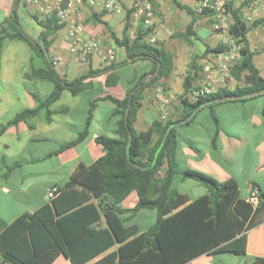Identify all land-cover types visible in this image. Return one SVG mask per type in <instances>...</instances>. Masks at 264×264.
Masks as SVG:
<instances>
[{
    "label": "crops",
    "instance_id": "obj_1",
    "mask_svg": "<svg viewBox=\"0 0 264 264\" xmlns=\"http://www.w3.org/2000/svg\"><path fill=\"white\" fill-rule=\"evenodd\" d=\"M15 1L0 0V30L5 28L10 31L5 22L15 9ZM177 1L193 10L197 0ZM118 2L127 11L134 8L136 0H118ZM153 11L156 19L155 42L153 44L163 47L171 53L173 69L168 77L161 78L157 83L146 88L136 121L133 124L134 130L137 132L149 130L152 123L161 118L165 112L172 115L173 118L178 116L180 111L179 96L183 93L185 76L192 72L194 80L191 82V91L201 87L205 79L203 70L205 62L212 57V53L206 54L207 47H214L220 43L218 38L217 43L206 45L201 49L195 44V40H198L196 28L198 25H205V19L209 22L208 17L198 18L193 27L194 35L186 39V29L192 19L189 13L179 9L172 0L153 1ZM16 12L20 25L25 16L35 21L38 26L36 18H44L39 7L26 4L23 0L16 6ZM184 12L189 16L188 20L184 19ZM81 13L83 35L100 38L105 47L114 48L115 61L110 64L102 63L99 56L95 55L87 62L76 63L65 42L66 32L62 34L65 29L49 35L48 52L52 50L54 55L62 59V63L59 64L56 71L59 77L68 81L83 75H88V77L83 81L85 87L79 94L73 95L68 90L61 93L59 100L50 108L52 112L50 122L47 121L45 111H41L38 115L19 122L0 134V237L20 217L32 214L41 207L49 205L53 199L50 200L47 197L48 191L52 187L63 188L80 164L89 166L104 155L103 147L96 141L98 136L118 137L117 118L112 115L115 106L111 101L103 98L111 95L123 99L128 89L142 76L146 75L147 81L151 79L149 72L152 69V63L149 60L131 62L127 60L124 50V64L129 67V76L125 81L121 80L119 74L121 63L118 61L116 49L121 47H117L115 40L111 38L110 31L118 40L122 38L126 12L125 14L101 12L97 4L92 3L91 0H83ZM97 20L106 22L108 28L98 23ZM39 27L37 39L30 38L23 27L22 29L30 39L38 41L43 48L44 45L39 39L42 28ZM139 30L143 32L141 26H134L130 17L129 38L131 40L135 38ZM253 30L258 31L259 40L264 42V27L259 25ZM176 38H181L182 41ZM7 40L18 43L17 48L21 47L18 45H25L24 47L28 48L31 54L25 65L19 62L12 63L14 70H20L18 76L4 73L5 68L0 60V125L11 120L22 110L35 108L37 100H43L49 95V83L52 85L50 92L53 89V84L49 80L32 76L33 69L43 68V63L40 60H34V54L27 43L5 39L2 42L1 54ZM185 44L195 45L196 48H188ZM250 49L256 52V55L264 53L263 48L252 49L250 47ZM0 57L2 58L1 55ZM193 60L195 68L191 70L190 66ZM259 71L264 78L262 70L259 69ZM114 74L117 75L116 84L107 86V77ZM238 85L241 86L243 83L232 78L226 86L233 89ZM157 90H161L163 95L169 99L168 108L163 109L153 104L152 98ZM190 96L191 94H189ZM217 105V108L209 112L210 120L205 118L207 134L205 149H198L190 139L196 135L197 131V124L191 123L187 125L183 134L179 131L177 160L181 167L206 173L219 182L235 180L240 198L246 200L254 187L264 191V118L261 114L264 110V96L245 102L227 101ZM213 115L217 118V125ZM87 122L88 129L85 138L76 145L57 152L64 144L76 140ZM215 133L216 142L213 144L212 138ZM184 136L187 138L184 139ZM190 181L191 179H183L180 175H176L172 181V188L185 195L188 198V203L208 193L207 189L201 190L197 196L190 197L183 190L184 185L199 187ZM94 201L97 202V200ZM137 201V194L131 192L122 201L120 207L131 209ZM120 218L123 220V229L136 228L138 233H141L154 225L157 211L142 209L135 215L124 213L120 215ZM254 218L258 221V225L245 232L247 237L246 254L210 251L194 257L190 263L262 264L256 262L254 257L264 258V206L260 208ZM106 226L104 216L92 225L96 230ZM71 227L73 228L67 231V236H70L71 231L79 232L78 225L73 224ZM122 231L124 233V230ZM68 240L71 242L76 238L72 237ZM88 241L87 245L83 244L86 249L80 252V257H84L86 251H96L102 244L97 240ZM119 246L120 243L116 242L112 247L96 255L85 264L99 262L105 256L116 253ZM51 264L73 263L64 253H60Z\"/></svg>",
    "mask_w": 264,
    "mask_h": 264
},
{
    "label": "trees",
    "instance_id": "obj_2",
    "mask_svg": "<svg viewBox=\"0 0 264 264\" xmlns=\"http://www.w3.org/2000/svg\"><path fill=\"white\" fill-rule=\"evenodd\" d=\"M20 1H15V9L5 22L10 31L5 28L0 30V54L5 39L27 43L34 54V60L43 63V68L33 69L32 76L49 80L53 89L45 99L37 100L35 108L22 110L11 120L1 124L0 134L41 111H45L47 121L50 122V108L59 100L61 93L68 90L73 95L79 94L85 87L83 81L88 77L83 75L72 81L59 77L48 60V39L50 34L63 29V26L57 23L55 14L36 18L42 28L39 37L44 45L42 48L38 41L30 39L24 33L20 25L16 12ZM172 1L179 9L191 15L192 19L185 34L188 39L194 35L193 27L197 19L209 17L210 13L196 15L193 10L177 0ZM228 10L231 14L230 33L242 46L241 58L232 67L231 76L243 85L233 89L220 87L213 93L191 100L189 94L192 93L191 82L194 79L192 72H189L183 80L178 116L173 118L167 114L165 118L155 120L149 130L142 132L135 131L133 124L145 90L171 74L173 56L163 47L150 43L147 40V31L139 30L131 40L128 33L133 9L126 11L122 38L118 40L110 31L111 38L115 40L117 47L124 48L127 60H149L152 63L149 72L151 79L147 81L146 75L142 76L128 89L123 99L111 95L103 98L115 106L112 115L117 118L118 137L98 136L96 141L103 147L104 155L89 166L80 164L66 185L58 189V195L49 205L20 217L3 233L0 237V264H51L60 253H64L73 264H85L116 242L120 243L117 252L105 256L95 264H191V259L210 251L246 254L245 232L258 225L254 216L264 206V191L259 189L260 203L254 208L240 198L235 180L219 182L206 173L181 167L176 156L179 143L178 128L181 125L171 127L163 141L170 126L188 118L201 104L225 96H238L264 89V78L253 62L256 52L251 51L247 39L248 33L259 27L262 20L247 24L242 21L241 7L230 4ZM97 22L108 28L106 22ZM207 48L206 54H219L225 51L226 46L218 43ZM193 63L194 60L190 66L191 70L195 68ZM157 68L158 73L153 76ZM116 82L117 75H109L106 85H115ZM64 83L67 86H64ZM255 98L257 97L236 101L245 102ZM216 105L211 104L205 108L213 110ZM127 108L128 127L125 124ZM261 114L264 118V110ZM197 115L183 125L193 123ZM213 119L217 125L218 121L214 115ZM87 129L88 122L76 140L64 144L57 152L82 141L87 135ZM212 142H216V133ZM176 175L200 183L207 188L208 193L188 203L185 195L172 188ZM131 192L137 194L136 205L131 209H122L120 204ZM183 205V208L174 212ZM142 209L157 211L154 225L141 233H138L136 228L123 229L120 215H135ZM102 216L106 219L107 226L94 229L93 223L99 221ZM73 224L79 226V232L71 231L70 236H67V231L72 230ZM72 237L76 240L70 242L68 238ZM88 240L101 241L102 244L96 251H86V255L80 257V252L86 249L84 245L88 244ZM254 259L264 264V258L258 256Z\"/></svg>",
    "mask_w": 264,
    "mask_h": 264
},
{
    "label": "built area",
    "instance_id": "obj_3",
    "mask_svg": "<svg viewBox=\"0 0 264 264\" xmlns=\"http://www.w3.org/2000/svg\"><path fill=\"white\" fill-rule=\"evenodd\" d=\"M97 4L101 12L125 14V8L118 0H91ZM153 1L155 0H136L131 19L136 27H142L143 31L149 32L147 40L155 42L154 31L156 19L153 11ZM24 3L40 8L44 17L55 14L57 23L66 30L65 42L69 53L76 63H83L98 55L102 63H113L116 52L114 48L105 47L102 40L97 37H86L83 35V17L81 6L83 0H23ZM233 4L241 7L242 21L251 24L256 20H262L261 26L264 27V0H197L193 8L196 15L209 12V19L214 33L218 36L220 43L226 46L225 51L219 54H212L208 58L203 68L205 79L201 87H197L191 93V100H196L199 96L213 93L220 87L227 85L232 79L231 69L241 58V44L237 38L230 33L231 14L228 6ZM48 60L52 67L57 71V67L62 63L61 57L49 54ZM153 104L161 108H168L170 101L161 90H157L152 98ZM165 112L161 118L167 116ZM59 193L58 188L52 187L47 197L52 200ZM246 201L256 208L260 203V190L252 188Z\"/></svg>",
    "mask_w": 264,
    "mask_h": 264
},
{
    "label": "rangeland",
    "instance_id": "obj_4",
    "mask_svg": "<svg viewBox=\"0 0 264 264\" xmlns=\"http://www.w3.org/2000/svg\"><path fill=\"white\" fill-rule=\"evenodd\" d=\"M184 19L188 20L189 16L184 12ZM210 22V21H209ZM207 20L205 19V25H198L196 30H197V38L198 40H195V44L198 48H204L206 45H212L214 43H217L218 41V36L214 33L211 22L209 24ZM21 25L25 31V33L32 39H37L38 36V31L40 30V27L36 24L35 21L29 19V18H24V20H21ZM66 30L62 31V34L65 33ZM179 41H182L181 38H176ZM247 39L249 42V45L252 49L254 48H263L264 49V42L259 40V33L256 30H252L251 32L248 33ZM18 43H12L11 41L7 40L4 43L3 49H2V58L0 57V60L3 62L4 66V73H12L14 76L19 75L18 69L14 70L12 68V63L14 62H19L23 63L24 65L27 64L28 61V56L31 54V52L28 50V48L24 47L25 45H18L21 46L17 48ZM22 44V43H20ZM188 48H196L195 45H188L185 44ZM166 47V46H165ZM167 48V47H166ZM117 49V57L118 61L121 63L119 67V74L121 76V80L125 81L128 76H129V67H126L124 62H125V54H124V49L123 48H116ZM49 54H53L52 50H49ZM254 63L255 65L262 70L263 75H264V53L262 55H256L254 57ZM52 85L49 83V93L51 90ZM82 102L83 99H81ZM218 105L214 108H217ZM103 109L105 107L103 106ZM210 109L205 108L203 109L200 113H198L197 117L195 118V121L192 124H197V131L196 135L194 137H190V139L193 141V143L198 147L200 150H204L206 146V130H205V118H208L210 120L209 116ZM187 125H181L179 126L178 130L183 134L184 131L186 130ZM187 138L184 136V139ZM190 182H193V184H197L199 187H192L189 185H184L183 190L190 196V197H195L198 195L201 190H206L207 188L200 183L191 180Z\"/></svg>",
    "mask_w": 264,
    "mask_h": 264
},
{
    "label": "water",
    "instance_id": "obj_5",
    "mask_svg": "<svg viewBox=\"0 0 264 264\" xmlns=\"http://www.w3.org/2000/svg\"><path fill=\"white\" fill-rule=\"evenodd\" d=\"M157 73H158V68L154 72L153 76H155ZM64 86H67V85L64 83ZM262 95H264V89L263 90H259V91H255V92H252V93H248V94L238 95V96H225V97H221L219 99H216V100H213V101H210V102L203 103L200 106H198L188 118H186L185 120L180 121V122L175 123L172 126H170L169 129L167 130L164 138H163V141H165L166 136H167V134H168V132H169L171 127L186 124L187 122L191 121L196 116V114L199 111H201L203 108H205L206 106H209L211 104H218V103H222V102H227V101H233V100L234 101H236V100H244V99L254 98V97H258V96H262ZM128 111H129V108L126 109V113H125V124H126V127H128V121H127ZM129 139L131 141V135H129Z\"/></svg>",
    "mask_w": 264,
    "mask_h": 264
}]
</instances>
